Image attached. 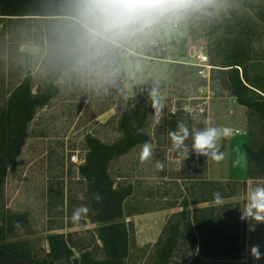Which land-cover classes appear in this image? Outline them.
I'll use <instances>...</instances> for the list:
<instances>
[{"label":"rangeland","instance_id":"obj_1","mask_svg":"<svg viewBox=\"0 0 264 264\" xmlns=\"http://www.w3.org/2000/svg\"><path fill=\"white\" fill-rule=\"evenodd\" d=\"M229 5L226 12L216 16H227L238 8L235 0H229ZM209 18L194 14L180 20L177 27L174 22L163 21L117 44L107 45L96 55H92L91 51L86 53L82 48L79 62L56 81L60 92L47 106L38 110L31 122L29 137L18 163L9 169L4 191L5 208L27 212L29 221L19 229L17 239L31 241L36 255L42 256L49 250L47 237L51 233H70L77 242L90 241L94 244L93 230L96 225L91 220L92 211L89 209L79 223L71 220L76 207L81 204L87 206L85 199H78L80 193L85 195L86 184L79 175V164L73 161L72 156H85L87 134L105 142L119 139L120 115L132 106L146 85L151 86V91L156 89L164 100L159 123L155 122V113L146 128L154 148L153 157L141 163L140 146H137L111 165L115 178L135 184L134 195L129 200L132 206L148 210L146 215L131 216L135 223L136 246L154 243L156 210L170 202H180L182 194H190V191L182 189L187 184H196L201 178H208V163L210 178L225 182L246 180L243 184L238 183L236 195L223 198V203L233 204L239 219L240 208L246 202L247 188L264 182L257 176L247 178L250 163L245 144L250 141L249 131L257 139L260 138L257 118L250 121L247 107L233 103L229 98L210 101L209 120L208 111L190 115V132L192 129H203L206 120L211 125H227L234 130L231 137L220 141L225 158L218 163L194 153L191 135L185 141V149L174 151L168 133L176 128L164 124L171 115L167 104L176 101L179 106L186 102L195 105L198 101L189 98L202 94L199 89L205 82L180 61L188 59L184 51L187 52L192 44H207L204 30ZM82 31L80 24V37ZM152 40L161 44L165 58H152L142 53V46ZM254 48L255 53L264 57V33L257 37ZM67 49V40L53 21L36 16L9 19L0 15V104L28 72L33 75V90H41L55 61ZM216 90L214 97L221 94L231 97L227 90L220 87ZM156 160L164 163L163 170L155 168ZM232 187L234 185L225 184L224 191ZM239 221L236 230L233 227L228 230L229 235H237L238 247H233L228 255L222 254L221 249L214 251L211 256L203 257V264H264V256L254 260L249 254L251 245H259L264 253V223L256 224L255 230L250 231L247 222ZM143 236L147 238L140 239ZM187 240L186 245L177 249L171 264H186L192 248L188 245L190 237ZM192 246L195 244L192 243ZM132 250L134 256L129 264L143 263L141 252L134 246Z\"/></svg>","mask_w":264,"mask_h":264},{"label":"trees","instance_id":"obj_2","mask_svg":"<svg viewBox=\"0 0 264 264\" xmlns=\"http://www.w3.org/2000/svg\"><path fill=\"white\" fill-rule=\"evenodd\" d=\"M235 1L238 8L227 16L210 17L205 26L207 52L211 62L219 67L212 71V88L215 92L217 87L227 90L239 104L247 107L250 121L257 118L260 138L253 136L251 131L247 132L250 138L245 144L250 163L247 178L257 176L264 180V69L261 70L264 57L254 51V42L264 33V0ZM0 15L9 19L36 16L53 21L68 42L67 51L55 61L41 90H33V75L27 73L0 104V264H74L75 257L79 258L80 264H129L134 256L133 246L142 254L141 264H171L177 249L186 245L188 237V245L192 248L186 264H203L204 256H211L219 249L222 254H231L232 249L238 247V238L234 233L229 235L228 230L230 227L236 230L240 219L233 204L216 205L212 194L219 191L223 198L236 195L239 189L236 186L246 180L225 182L206 177L196 184H187L182 189L190 191V194H182L178 203L170 202L161 207L179 206L181 210L167 218L157 241L136 246L135 223L127 221V218L148 210L132 206L129 200L134 195L135 184L115 178L111 165L143 142L152 141L146 129L150 117L156 113L152 107L150 85H146L132 106L121 113L118 119L119 139L105 142L92 134L86 135L85 160L79 164L78 172L85 181V203L92 211L91 220L96 225L94 244L77 242L70 233H51L47 237L49 250L41 256L35 254L31 241L17 239L19 229L27 225L29 218L27 212L5 208L4 191L9 169L18 163L29 137L30 124L38 110L59 94L56 81L79 62L82 46L75 0H0ZM142 53L152 58H165L161 44L155 46L146 42ZM190 115L179 110L171 114L164 124L174 129L178 122L183 121L189 126ZM225 184L234 187L225 192ZM56 193L60 194V191L56 190ZM94 195L101 199L95 200ZM206 202L211 204L191 208L192 204Z\"/></svg>","mask_w":264,"mask_h":264},{"label":"clouds","instance_id":"obj_3","mask_svg":"<svg viewBox=\"0 0 264 264\" xmlns=\"http://www.w3.org/2000/svg\"><path fill=\"white\" fill-rule=\"evenodd\" d=\"M229 7V0H75V11L83 30L80 43L85 52L91 51L92 55L98 54L107 45L117 44L163 21L179 22L194 14L212 17L226 12ZM150 96L157 114L155 122L159 123L164 100L156 89L151 91ZM233 134L234 130L230 126H214L207 120L203 129H192L191 132L187 124L180 121L176 129L168 133L174 151L185 149V141L191 135L194 153L217 163L225 158L220 141ZM153 154L154 148L150 142L145 141L140 145L141 163L149 161ZM164 167L163 162L155 161L156 169L163 170ZM212 195L216 205L223 204L219 191ZM78 199L84 200V193H80ZM94 199L99 201L101 197L94 195ZM88 212L89 208L84 204L76 207L71 215L72 222L79 223ZM239 219L248 223L250 231L255 230L256 224L264 223V184L247 188L246 202L240 208ZM249 254L254 260L264 256L259 245H251Z\"/></svg>","mask_w":264,"mask_h":264},{"label":"built area","instance_id":"obj_4","mask_svg":"<svg viewBox=\"0 0 264 264\" xmlns=\"http://www.w3.org/2000/svg\"><path fill=\"white\" fill-rule=\"evenodd\" d=\"M174 26L177 27L178 22H174ZM150 43L155 46L158 45L157 41L152 40ZM187 55L188 59L180 62L192 68L195 75L203 80L205 85L199 89L202 94L189 98L190 100L198 101L195 105H192L191 102H186L179 106L176 101L167 104L166 106H168V110L171 114H176L179 110H183L190 114L195 112L204 113L205 111H208L209 103L215 95V91L212 88V71L219 67L211 62L206 44H192L187 50ZM142 93L143 90H141V94ZM72 159L78 164H81L84 162L85 156L79 157L77 154H74Z\"/></svg>","mask_w":264,"mask_h":264},{"label":"crops","instance_id":"obj_5","mask_svg":"<svg viewBox=\"0 0 264 264\" xmlns=\"http://www.w3.org/2000/svg\"><path fill=\"white\" fill-rule=\"evenodd\" d=\"M214 98H221V99H230L233 103H238L235 99V97L231 96V97H227L226 95H219V96H215L213 97L211 100H213ZM239 104V103H238ZM241 105V104H240ZM209 110H210V106H208V120H209ZM207 120V121H208ZM210 175V169H209V163H208V178H210L211 176ZM118 180L120 179V177L117 178ZM211 179H215V178H211ZM220 180V179H218ZM206 203H209V202H206ZM201 204H204V203H198V204H192L191 205V208H197V207H204L202 206ZM181 210V207L179 206H176V207H168V208H161V209H158L156 210V239L154 240L157 241L166 221H167V218L174 212H177ZM148 213H144V214H140L141 215H146ZM157 218H160V220H158ZM133 218L130 216L127 218V221L129 220H132ZM149 233L147 234V237H149ZM147 237L143 236L142 238L140 239H146ZM138 238H139V235H138Z\"/></svg>","mask_w":264,"mask_h":264},{"label":"water","instance_id":"obj_6","mask_svg":"<svg viewBox=\"0 0 264 264\" xmlns=\"http://www.w3.org/2000/svg\"><path fill=\"white\" fill-rule=\"evenodd\" d=\"M29 73V72H28ZM73 263L74 264H80L79 262V258L78 257H75L74 260H73Z\"/></svg>","mask_w":264,"mask_h":264}]
</instances>
